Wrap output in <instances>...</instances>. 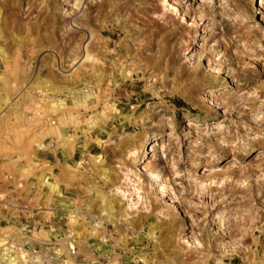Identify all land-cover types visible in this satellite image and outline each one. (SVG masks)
Instances as JSON below:
<instances>
[{"label":"rangeland","instance_id":"1","mask_svg":"<svg viewBox=\"0 0 264 264\" xmlns=\"http://www.w3.org/2000/svg\"><path fill=\"white\" fill-rule=\"evenodd\" d=\"M0 49V264H264V0H0Z\"/></svg>","mask_w":264,"mask_h":264},{"label":"bare ground","instance_id":"2","mask_svg":"<svg viewBox=\"0 0 264 264\" xmlns=\"http://www.w3.org/2000/svg\"><path fill=\"white\" fill-rule=\"evenodd\" d=\"M22 1H23V0H22ZM26 1H27V0H26ZM29 1H30V0H29ZM84 1H85V0H84ZM201 1H204V0H201ZM78 3H79V2H78ZM27 4L29 5V8H28V11H29V9L31 8V5H30L31 3H28V2H27ZM44 5H45V4H44ZM20 6H21V5H20ZM43 7H44V6H43ZM80 7H81V6H80ZM81 9H82V8H81ZM137 9H138V7H137ZM28 11H27V12H28ZM132 11H133V10H132ZM157 11H158V10H157ZM160 11H161V10H160ZM187 11H188V10H187ZM81 12H82V14H83L84 16H88V11H87L86 9L81 10ZM158 12H159V11H158ZM205 12H206V13H207V12L212 13V9H211V8H206V9L204 10V13H205ZM19 13H20V12H19ZM23 13H24V12H23ZM128 13H129V12H128ZM147 13H148V12H147ZM152 13H153V12H152ZM161 13H162V12L159 13V17H160V15H162ZM40 14H41V13H40ZM23 15H24V14H23ZM26 15H27V14H26ZM156 15H157V14H156ZM28 17H29V16H28ZM155 17H158V16H155ZM162 18H163V17H162ZM67 19H68V18H67ZM71 19H72V18H71ZM71 19H70V20H71ZM160 19H161V18H160ZM21 20H23V19H21ZM70 20L68 19V21L72 24V21H70ZM150 20H151V19H150ZM163 20H164V19H163ZM161 21H162V20H161ZM18 23H19V22H18ZM18 23H17V24H18ZM85 24H86V23H85ZM71 26H72V25H71ZM89 26H90V25H89ZM157 26H158V25H157ZM10 27H11V26H10ZM77 28H78V27H77ZM159 28H160V26H159ZM84 29H85V28H84ZM86 30H87V29H86ZM90 31H92V30H90ZM87 33H88V32H87ZM144 36H145V35H144ZM4 51H5V50H4ZM5 52H6V51H5ZM1 54H3V52H2V50L0 49V55H1ZM6 61H7V60H6ZM89 70H90V69H89ZM99 88H100V87H99ZM100 90H101V89H100ZM155 144H157V142L154 143L153 146H154ZM144 150H145V152H146V151L148 152V150H146V149H144ZM140 159H141V158H140ZM140 159H139V160H140ZM106 200H107V199H106ZM103 202H104V201H103ZM108 207L110 208V206H108ZM112 221H113V220H112Z\"/></svg>","mask_w":264,"mask_h":264}]
</instances>
